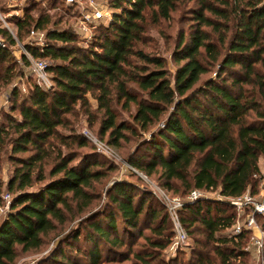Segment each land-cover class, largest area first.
I'll return each mask as SVG.
<instances>
[{"label": "trees", "instance_id": "obj_1", "mask_svg": "<svg viewBox=\"0 0 264 264\" xmlns=\"http://www.w3.org/2000/svg\"><path fill=\"white\" fill-rule=\"evenodd\" d=\"M107 1L120 12L99 25L87 48L76 45L72 27L59 26L67 22L62 13H70L62 0H46L53 11L37 16L30 10L38 3L27 1L23 15L7 21L29 54L47 62L53 87L44 91L28 77L27 94L11 108L18 117L7 114L0 122V154L9 152L15 164L4 189L0 181V205L3 191L12 195L0 220V264H16L18 247L40 249L53 232L55 245L39 264H104L124 246L129 264H247L249 231L228 233L236 212L223 199L183 207L179 219L188 237L196 229L202 237L193 235L189 259H180L181 250L166 259L172 238L166 209L153 208L154 195L124 179L102 190L118 165L78 154L94 147L69 117L84 115L89 125L97 119L93 135L115 148L133 138L125 162L146 177L156 175L158 186L172 195L218 190L226 199L257 192L255 175L264 157V0ZM188 3L191 32L181 35L171 76L163 57L140 47L145 16L170 20ZM32 28L45 31L43 45L23 40ZM0 36L1 90L19 72L11 56L16 40L4 28ZM132 106L128 123L120 110ZM103 193L107 201L94 208ZM135 236L142 238L137 249Z\"/></svg>", "mask_w": 264, "mask_h": 264}, {"label": "rangeland", "instance_id": "obj_2", "mask_svg": "<svg viewBox=\"0 0 264 264\" xmlns=\"http://www.w3.org/2000/svg\"><path fill=\"white\" fill-rule=\"evenodd\" d=\"M38 5L30 10V12L37 16L39 12L43 11H50L52 12L53 9L51 8L52 4H47L46 0H38L36 1ZM29 5V3H24L22 0H0V28H6V25L8 24V28H10L13 31V24H9L8 22L10 19L13 18V16H21L23 15V7L24 5ZM193 6V3L188 4H182L180 7H178L177 10L171 13L170 20H163L160 19L158 22H153L152 18L147 12L146 14V21H145V32L143 34V44H140V47L147 53L150 54H157L164 58L166 61V67L169 72V74L172 76L173 72L175 71L177 67V63L173 60L174 52L179 49L178 44L181 40V35L183 34L185 37L191 32V25L193 23V19L191 17L190 8ZM42 8V11H39ZM64 15L63 19L64 21L67 20V22H61L59 24L60 27H72L74 30L79 26V17L78 13L75 10V8H70V13H62ZM119 14V13H117ZM9 20V21H8ZM8 21V22H7ZM12 22V21H11ZM58 26V25H57ZM99 26H93L88 30V33L90 34V37L85 38L83 36H77L76 45L81 48H87L91 41L93 40L94 34H96L99 30ZM8 30V29H7ZM30 34L24 35L23 40L27 42L29 39ZM0 41L4 43V39L0 36ZM21 49L19 47H13L11 49V56L16 61V69L18 70V76H16L10 84L3 86L0 90V122H5V115L11 114L15 117H18L17 110H13L11 112V108L15 107L16 104L21 103L23 100L24 95L27 94V78L31 77L28 66L23 64V61L21 60ZM211 73H207L205 76L208 77ZM18 88V95L16 98H13L12 91L15 88ZM91 103V109H95V101L91 98L89 99ZM119 109V107H117ZM134 112V107L132 106L130 108V111H121L120 110V118L126 120L128 123H131V116ZM96 113H94L95 115ZM96 117H99V113L96 114ZM86 117L84 115H79L77 119L73 117H69V121L74 126V129L76 132L83 133L84 131H87V133L95 140L99 145L96 144V142L92 141V145L94 148L91 147H85L75 150L78 154L84 155H95V158H97L100 161H110L118 165V171H114L111 176L108 179H105L102 184V190H106L114 179L119 180H126L127 182L135 185L137 188L145 191H149L154 195L152 206L155 209H159V206H163L160 196H159V189H162L160 186H158L157 183V176L153 175L151 177H146L140 172H135V175H130L124 170L123 164L125 162V156L127 153L131 152L134 145L133 138H130L129 141H122V147L121 148H115L113 146L105 144L104 141L98 140L93 134L97 133V127H98V121L97 119L89 125V123L86 121ZM89 126V128H88ZM62 132H66L63 128L60 129ZM106 139V135L104 137V140ZM10 153H1L0 154V181L3 182V189L5 188L6 182L10 179L13 168L15 167V164L12 163V161L9 159ZM24 155V154H23ZM48 166L45 168V173L48 171ZM6 191L2 192V204L0 205V220L4 218L6 212L8 211L7 208V200L3 198V196L6 194ZM168 193V192H167ZM9 194V193H8ZM170 197H178L177 194H170L168 193ZM10 195V201L12 199V195ZM206 195L209 197V199H217L219 194L218 190L213 191H206ZM180 197V196H179ZM185 197V196H183ZM9 201V202H10ZM107 201L106 196L102 195L101 202L97 204L94 208H99L103 206V203ZM9 206V204H8ZM164 207V206H163ZM255 221L258 225H260L261 219L260 215H256ZM148 222H145L143 224V227L147 225ZM148 231L145 230V233ZM199 231L196 229L194 234L190 235L188 240V245L185 247V249L181 250L180 259L186 260L191 257V247L194 246L193 243V235L195 237L201 238L202 236L197 234ZM56 233V232H55ZM54 232L49 234L45 239V244L40 249L37 250H30L27 252L21 251L20 247L17 248V258H16V264H39L40 261L48 254L50 249L55 245V240L53 241V235ZM228 233H232L231 231H228ZM134 239L136 240V245L133 249L138 248V244L142 242V238L139 236H135ZM138 243V244H137ZM248 243L246 244L244 250L248 252L247 256V264H264V258L262 255H256L253 251H251L248 248ZM124 256L127 255V249L126 247H118L116 250V256L115 261L106 262L104 264H129V261L123 259ZM164 257L167 259V254L164 255ZM50 262H43L42 264H48Z\"/></svg>", "mask_w": 264, "mask_h": 264}, {"label": "built area", "instance_id": "obj_3", "mask_svg": "<svg viewBox=\"0 0 264 264\" xmlns=\"http://www.w3.org/2000/svg\"><path fill=\"white\" fill-rule=\"evenodd\" d=\"M24 3L27 1H38V0H22ZM63 4L68 8H75L79 17V26L75 28V34L77 36H83L85 38L90 37L88 30L93 26H99L101 23H108L114 14L120 12L119 9H114L109 6L107 0H62ZM6 28L10 34L16 40V46L21 50L22 56L27 60V66L29 68L30 76L35 84L44 91H48L53 87V81L47 71V62L44 59L33 58L26 50L25 46L20 43L14 36L13 31ZM30 36L27 43L31 46H41L45 41V31L35 30L32 28L29 32ZM4 46V43L0 41V47ZM23 61V60H22ZM89 141H95L87 131L82 133ZM124 170H132L127 163L123 164ZM259 170L255 177L260 179L257 192L252 193L246 191L239 197L235 198H221L218 196L216 200H226L232 205L236 212V221L231 228L232 234H238L244 230L249 231L248 248L253 251L256 255H262V247L264 240V231L256 223V215L264 216V157L259 160ZM159 196L161 202L166 209L168 216L171 221L172 238L167 249V255H173L179 250L185 249L188 245L189 237L186 230L183 228L180 219L179 212L185 205L192 204L197 200L209 199L206 195V191L193 189L185 197H170L164 189H159ZM3 198L7 200V208L10 201V195L6 193Z\"/></svg>", "mask_w": 264, "mask_h": 264}]
</instances>
